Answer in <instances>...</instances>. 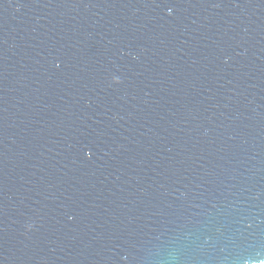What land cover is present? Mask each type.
<instances>
[{
    "label": "water",
    "instance_id": "1",
    "mask_svg": "<svg viewBox=\"0 0 264 264\" xmlns=\"http://www.w3.org/2000/svg\"><path fill=\"white\" fill-rule=\"evenodd\" d=\"M0 264H264V0H0Z\"/></svg>",
    "mask_w": 264,
    "mask_h": 264
}]
</instances>
